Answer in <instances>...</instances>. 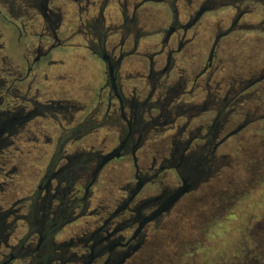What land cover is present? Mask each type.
Masks as SVG:
<instances>
[{
    "label": "flooded vegetation",
    "instance_id": "1",
    "mask_svg": "<svg viewBox=\"0 0 264 264\" xmlns=\"http://www.w3.org/2000/svg\"><path fill=\"white\" fill-rule=\"evenodd\" d=\"M249 1L0 0V264H129L175 224L177 204L222 166L219 148L264 122L245 108L264 71L221 74V42L250 29L239 23ZM222 8L229 24L208 36ZM251 26L264 32V15ZM67 61L89 72L83 99L70 96L82 82ZM48 144L47 161L26 157ZM111 163L126 168L122 184L98 200Z\"/></svg>",
    "mask_w": 264,
    "mask_h": 264
},
{
    "label": "rangeland",
    "instance_id": "2",
    "mask_svg": "<svg viewBox=\"0 0 264 264\" xmlns=\"http://www.w3.org/2000/svg\"><path fill=\"white\" fill-rule=\"evenodd\" d=\"M248 4L251 11L243 15L239 23L249 24L250 29L234 32L222 40L219 48L221 74L225 78L228 75L235 78L240 73L241 78H247L264 71V32L251 28L264 14L255 1L250 0ZM232 14V9L222 8L206 16L205 34L210 36L216 24L226 27ZM66 63L74 73L73 81L82 82L77 85L72 82L75 85L70 96L83 99L90 83L89 72L75 62ZM260 86H264V81L257 88ZM245 106L246 110L252 111L258 107V113H264V93L258 92ZM235 116L230 117L231 127L228 129L239 122ZM263 125L264 122L257 121L240 129L219 148L217 154L223 156L219 171L203 181L189 198L177 204L175 218L173 215L171 218L175 224H168V227L151 234L129 264H264ZM47 133L52 141L59 133L50 121ZM90 142L89 139L82 140L80 145L87 149ZM75 147L66 145L65 152H71ZM53 151V145L48 144L26 157L32 158L33 163L44 162ZM142 152L139 150L137 155L144 157ZM125 172L126 168L119 163L108 165L93 190V197L101 200L115 191L122 184L116 181L123 179ZM25 173L29 180L35 172L30 169ZM112 179L116 187L109 183ZM68 230L63 237L68 235Z\"/></svg>",
    "mask_w": 264,
    "mask_h": 264
},
{
    "label": "water",
    "instance_id": "3",
    "mask_svg": "<svg viewBox=\"0 0 264 264\" xmlns=\"http://www.w3.org/2000/svg\"><path fill=\"white\" fill-rule=\"evenodd\" d=\"M118 152L115 150V151H112L108 154H106L104 157H103V160L102 162L98 165V169L104 164L106 163L107 161L111 160L112 158L114 157H118ZM187 186H183L181 187L175 194V197L179 196L182 192H184L186 190Z\"/></svg>",
    "mask_w": 264,
    "mask_h": 264
}]
</instances>
